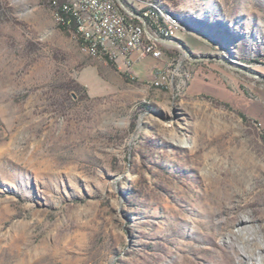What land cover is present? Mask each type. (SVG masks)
<instances>
[{"label":"rangeland","instance_id":"1","mask_svg":"<svg viewBox=\"0 0 264 264\" xmlns=\"http://www.w3.org/2000/svg\"><path fill=\"white\" fill-rule=\"evenodd\" d=\"M120 1L181 23L160 57L0 0V264H264V0Z\"/></svg>","mask_w":264,"mask_h":264},{"label":"built area","instance_id":"2","mask_svg":"<svg viewBox=\"0 0 264 264\" xmlns=\"http://www.w3.org/2000/svg\"><path fill=\"white\" fill-rule=\"evenodd\" d=\"M53 4L60 9L64 20L82 33L91 53L110 55L111 61L120 53L126 56L136 52L140 58L160 57L157 50L150 49L149 44L140 39L129 21H122L121 15H114L113 6H107V0H55ZM123 13L129 12L123 10ZM129 17H141L159 39H170V36H164V29L177 32L182 28L161 13L152 15L150 2L129 13Z\"/></svg>","mask_w":264,"mask_h":264},{"label":"bare ground","instance_id":"3","mask_svg":"<svg viewBox=\"0 0 264 264\" xmlns=\"http://www.w3.org/2000/svg\"><path fill=\"white\" fill-rule=\"evenodd\" d=\"M115 1L116 0H107V6H113L114 15H121L122 21H129L130 27L138 31V34L140 35V39L143 42H147L149 44V48L152 50H157L160 55L161 54L160 47H158L157 44L152 40L154 39L157 42V40L159 39V35H156L152 29H148L147 22L143 20L141 17H129V15L122 13L121 10L119 9L120 6L118 5L119 6L118 7L116 5L117 1L116 2ZM150 6H151L152 15H160L161 13L163 16H165V18L173 22L175 25H180L182 27L181 23L178 21V19L174 16L172 12L160 9L155 4H150ZM55 16H56L57 21L61 20L57 12H55ZM164 36H170V39H172L173 37L177 36V32H171V29H164ZM87 49L90 52L89 46L87 47ZM91 54L99 55V56L104 55V54H97V53H91Z\"/></svg>","mask_w":264,"mask_h":264},{"label":"trees","instance_id":"4","mask_svg":"<svg viewBox=\"0 0 264 264\" xmlns=\"http://www.w3.org/2000/svg\"><path fill=\"white\" fill-rule=\"evenodd\" d=\"M48 2H49L50 7L52 8V10L57 12L58 16L61 19V20L57 21L58 25L64 30L73 31L75 33V35L78 37L79 43L81 45H85L86 47H88V44L86 42H84V36L82 35V33H80V31L75 26H73L72 24H70L66 20H64L63 15L60 13V9L55 8V5L53 4L55 2V0H48ZM121 12L123 13V10H121ZM124 14H126V13H124ZM158 46H159V44H158ZM103 57L106 60H108L109 62H112L110 60L109 55H103ZM158 73H159V71L155 72L156 75ZM239 112H240L241 116L244 118H246L247 115L251 116L259 124V126L262 127V129L264 131V127L262 125V122H263L262 120L264 119V110L262 108H260L259 106L253 105L249 109H247V108L246 109H240ZM253 114H261L263 116V118H259V116H254Z\"/></svg>","mask_w":264,"mask_h":264},{"label":"crops","instance_id":"5","mask_svg":"<svg viewBox=\"0 0 264 264\" xmlns=\"http://www.w3.org/2000/svg\"><path fill=\"white\" fill-rule=\"evenodd\" d=\"M166 40V39H165ZM157 42H158V44H160V45H169L170 43L169 42H167V41H163V40H157ZM260 108H262L263 110H264V108L263 107H260ZM254 116H259V118H263V116L261 115V114H253ZM263 122H262V125H263V127H264V119L262 120Z\"/></svg>","mask_w":264,"mask_h":264},{"label":"water","instance_id":"6","mask_svg":"<svg viewBox=\"0 0 264 264\" xmlns=\"http://www.w3.org/2000/svg\"><path fill=\"white\" fill-rule=\"evenodd\" d=\"M117 3H118V5H119L124 11L131 13L129 10H127V9L124 7V5L122 4V2H121L120 0H117ZM159 40H163V41H167V42L171 43V40H172V39H166V40H165V39H163V38H160Z\"/></svg>","mask_w":264,"mask_h":264}]
</instances>
